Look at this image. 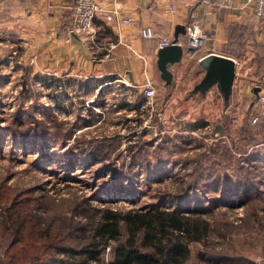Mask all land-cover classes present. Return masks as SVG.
I'll use <instances>...</instances> for the list:
<instances>
[{
  "label": "rangeland",
  "instance_id": "1",
  "mask_svg": "<svg viewBox=\"0 0 264 264\" xmlns=\"http://www.w3.org/2000/svg\"><path fill=\"white\" fill-rule=\"evenodd\" d=\"M227 24L241 35L227 45L225 24L212 44L236 61L226 105L214 84L192 91L203 74L198 65L188 69L197 54L152 101L104 86L89 101V85L74 92L71 81L51 75L37 81L39 74L16 59L17 46L1 37L0 191L32 198L39 212L46 194L197 214L222 233L209 239L216 247L231 245L245 257L238 264H264V119L245 118L250 87L264 71V34Z\"/></svg>",
  "mask_w": 264,
  "mask_h": 264
},
{
  "label": "crops",
  "instance_id": "2",
  "mask_svg": "<svg viewBox=\"0 0 264 264\" xmlns=\"http://www.w3.org/2000/svg\"><path fill=\"white\" fill-rule=\"evenodd\" d=\"M95 1L102 7H114L117 17L130 20L114 24L97 13L90 31L66 34L64 27L74 0H0V38L10 47L17 46L16 59L39 74L37 81L44 83L51 75L54 82L56 78L71 81L68 85L74 92L87 91L89 85L92 92L89 101H94L92 98L103 86L110 91L115 89L116 96L133 95L139 92L145 79L160 92L165 85L155 66V53L160 47L157 37L171 39L174 25H185L189 20L188 13L196 5L195 0ZM244 1L234 0L233 8L208 13L202 19L203 28L216 36L221 35L225 24L235 22L249 28L258 26L264 34V27L250 16ZM168 2L173 3L171 11L166 9ZM144 25H150L157 37H139L138 28ZM177 39L183 41V34L178 33ZM191 58L181 55L178 62L169 64L172 77ZM195 62L188 69L195 65L202 68ZM109 101L119 100L111 97Z\"/></svg>",
  "mask_w": 264,
  "mask_h": 264
},
{
  "label": "trees",
  "instance_id": "3",
  "mask_svg": "<svg viewBox=\"0 0 264 264\" xmlns=\"http://www.w3.org/2000/svg\"><path fill=\"white\" fill-rule=\"evenodd\" d=\"M236 30L232 24L224 26L227 45L241 35ZM250 89L251 101L254 87ZM253 116L255 122L264 119V109L248 105L245 118ZM15 194L0 191V264H238L245 260L236 247H216L209 239L222 233L197 214L157 206L99 207L81 195L46 194V205L39 212V202L29 204L32 198L24 202Z\"/></svg>",
  "mask_w": 264,
  "mask_h": 264
},
{
  "label": "built area",
  "instance_id": "4",
  "mask_svg": "<svg viewBox=\"0 0 264 264\" xmlns=\"http://www.w3.org/2000/svg\"><path fill=\"white\" fill-rule=\"evenodd\" d=\"M196 5L188 13L189 20L184 25V40L175 41L182 47V55L185 57H193L198 61L200 57L208 53L214 52L213 41L215 36L208 30L203 28L202 19L205 15L212 11H219L221 9H230L234 7V0H195ZM244 4L248 7L250 16L264 27V0H245ZM167 10L173 9V3H167ZM100 13L106 21L110 23L128 22L129 17H117V10L114 7L106 8L99 5L95 0H74L72 5V12L68 22L65 24L64 32L71 33H84L92 28V20L95 14ZM138 35L141 38L157 37L150 25H144L138 28ZM159 46H164L171 43V39L157 37ZM264 41V40H263ZM113 44H110L111 47ZM264 50V42H263ZM106 55V54H104ZM233 60L234 66L236 61ZM140 94L144 101H152L157 90L148 79L140 85ZM256 88L253 92L254 99L249 102V106L254 109H264V71L259 75L257 81L252 85ZM256 116H253L250 121L253 122Z\"/></svg>",
  "mask_w": 264,
  "mask_h": 264
},
{
  "label": "water",
  "instance_id": "5",
  "mask_svg": "<svg viewBox=\"0 0 264 264\" xmlns=\"http://www.w3.org/2000/svg\"><path fill=\"white\" fill-rule=\"evenodd\" d=\"M178 33L184 34V25L181 23L174 25L171 43L158 47L155 53V66L164 85L169 83L172 77L168 65L178 62L182 55L181 45L175 42ZM197 62L202 67L203 74L193 84L192 91L199 90L200 93H204L214 84L219 89L223 103L226 105L235 73V66L231 57L211 52L200 57ZM255 91L256 88L253 89V92Z\"/></svg>",
  "mask_w": 264,
  "mask_h": 264
}]
</instances>
